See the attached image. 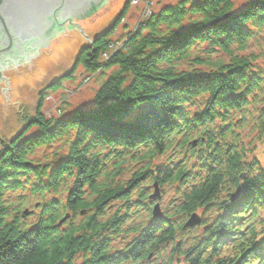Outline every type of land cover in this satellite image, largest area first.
<instances>
[{"label": "trees", "instance_id": "1", "mask_svg": "<svg viewBox=\"0 0 264 264\" xmlns=\"http://www.w3.org/2000/svg\"><path fill=\"white\" fill-rule=\"evenodd\" d=\"M130 6L0 138V264H264V0H179L104 60ZM78 66L109 74L94 108L48 119Z\"/></svg>", "mask_w": 264, "mask_h": 264}, {"label": "rangeland", "instance_id": "2", "mask_svg": "<svg viewBox=\"0 0 264 264\" xmlns=\"http://www.w3.org/2000/svg\"><path fill=\"white\" fill-rule=\"evenodd\" d=\"M134 1L112 0L90 17L73 21L74 25L70 24L59 33L60 35L58 34L49 41L48 45L7 86L0 87V138H13L23 129L22 114L33 111L39 93L74 70L78 54L92 43L90 42L92 39L113 26L127 3H130V9L123 22L115 30L113 42L107 47L106 53L101 56L104 60H108L113 53L128 42L127 34L136 31L143 16L147 18L154 11L157 12L179 0H140L135 2L136 5L133 4ZM250 1L235 0L236 10L245 8ZM79 25L82 30H79ZM263 61L264 58L260 63ZM108 77L109 74L99 77L96 74H87L82 66H78L73 79L64 81L58 89L47 95L42 113L48 119L62 118L64 114H72L78 108L94 107L95 94ZM60 110L66 112H60ZM135 116L136 113L132 118ZM36 132L37 129H33L29 136ZM61 147L62 142H56L51 146L40 148L34 157L44 162L47 157L48 160H54V153L59 152ZM255 157L264 163V139L256 141ZM157 201L160 205V200Z\"/></svg>", "mask_w": 264, "mask_h": 264}, {"label": "water", "instance_id": "3", "mask_svg": "<svg viewBox=\"0 0 264 264\" xmlns=\"http://www.w3.org/2000/svg\"><path fill=\"white\" fill-rule=\"evenodd\" d=\"M112 0H0V87L7 86L45 47L73 21L88 18ZM196 146V141H194ZM152 200H160L155 183ZM241 191L230 195L231 201ZM226 202V201H225ZM155 219L163 213L157 203L153 209ZM202 223L198 214L186 222L184 228Z\"/></svg>", "mask_w": 264, "mask_h": 264}, {"label": "bare ground", "instance_id": "4", "mask_svg": "<svg viewBox=\"0 0 264 264\" xmlns=\"http://www.w3.org/2000/svg\"><path fill=\"white\" fill-rule=\"evenodd\" d=\"M136 1L138 2V1H140V0H135L133 4H135ZM135 5H136V4H135ZM154 12H155V11H154ZM147 18H148V17H147ZM147 18H145V17L143 16V18H142L141 21H145ZM84 19H85V18H84ZM79 20H80V19H79ZM79 20H77V21H79ZM78 28H79V30H82L81 25H79ZM102 34H103V33H102ZM59 35H60V34H59ZM100 35H101V34H100ZM57 36H58V35H57ZM98 36H99V35H98ZM96 37H97V36H96ZM96 37H95V38H96ZM95 38L92 39L90 42H93V41L95 40ZM47 45H48V44H46L45 46H47ZM92 108H94V107H92ZM92 108H91V109H92ZM64 113H65V112H64Z\"/></svg>", "mask_w": 264, "mask_h": 264}]
</instances>
